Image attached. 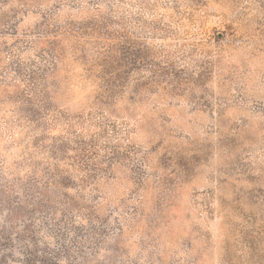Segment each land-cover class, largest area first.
<instances>
[{"label": "rangeland", "instance_id": "1", "mask_svg": "<svg viewBox=\"0 0 264 264\" xmlns=\"http://www.w3.org/2000/svg\"><path fill=\"white\" fill-rule=\"evenodd\" d=\"M0 264H264V0H0Z\"/></svg>", "mask_w": 264, "mask_h": 264}]
</instances>
